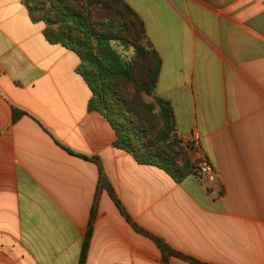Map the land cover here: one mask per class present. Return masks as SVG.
Listing matches in <instances>:
<instances>
[{"label": "crops", "instance_id": "0c3cea01", "mask_svg": "<svg viewBox=\"0 0 264 264\" xmlns=\"http://www.w3.org/2000/svg\"><path fill=\"white\" fill-rule=\"evenodd\" d=\"M121 1L162 60L156 96L193 160L200 135L211 172L177 183L116 148L80 58L46 40L23 0H0V264L79 263L100 175L81 156L99 159L132 220L174 251L264 264V0ZM86 264L164 260L104 190Z\"/></svg>", "mask_w": 264, "mask_h": 264}, {"label": "trees", "instance_id": "16d2710c", "mask_svg": "<svg viewBox=\"0 0 264 264\" xmlns=\"http://www.w3.org/2000/svg\"><path fill=\"white\" fill-rule=\"evenodd\" d=\"M34 23L45 24L44 36L81 60L77 72L92 92L89 109L105 117L116 132L115 147L140 165L157 167L177 183L200 176L176 128L172 104L156 96L162 60L148 43L144 23L121 0H23ZM24 114L13 110V121ZM71 154H75L69 150ZM77 155V154H76ZM99 181L78 264H86L102 191H106L134 230L150 238L164 264L177 257L203 264L174 251L161 238L137 225L118 198L98 158ZM202 175V174H201Z\"/></svg>", "mask_w": 264, "mask_h": 264}, {"label": "built area", "instance_id": "2783aa9c", "mask_svg": "<svg viewBox=\"0 0 264 264\" xmlns=\"http://www.w3.org/2000/svg\"><path fill=\"white\" fill-rule=\"evenodd\" d=\"M201 137L198 133H193L190 137L189 143L196 150L194 161L199 162L198 171L203 174H209L211 172V167L206 160L204 153L200 150Z\"/></svg>", "mask_w": 264, "mask_h": 264}, {"label": "rangeland", "instance_id": "374dc122", "mask_svg": "<svg viewBox=\"0 0 264 264\" xmlns=\"http://www.w3.org/2000/svg\"><path fill=\"white\" fill-rule=\"evenodd\" d=\"M193 160V159H192Z\"/></svg>", "mask_w": 264, "mask_h": 264}]
</instances>
